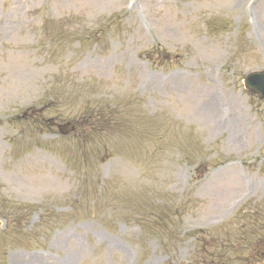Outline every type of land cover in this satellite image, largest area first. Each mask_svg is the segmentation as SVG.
Here are the masks:
<instances>
[{
    "label": "rangeland",
    "instance_id": "374dc122",
    "mask_svg": "<svg viewBox=\"0 0 264 264\" xmlns=\"http://www.w3.org/2000/svg\"><path fill=\"white\" fill-rule=\"evenodd\" d=\"M263 69L264 0H0V212L34 205L4 264H181L178 230L264 214Z\"/></svg>",
    "mask_w": 264,
    "mask_h": 264
}]
</instances>
